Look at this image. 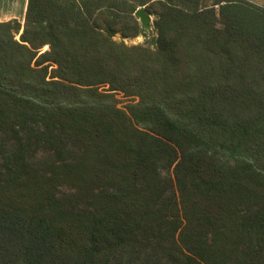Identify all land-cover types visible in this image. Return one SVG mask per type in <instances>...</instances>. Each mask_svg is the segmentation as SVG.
Wrapping results in <instances>:
<instances>
[{
  "label": "trees",
  "instance_id": "1",
  "mask_svg": "<svg viewBox=\"0 0 264 264\" xmlns=\"http://www.w3.org/2000/svg\"><path fill=\"white\" fill-rule=\"evenodd\" d=\"M204 3L28 0L0 23V264H132L151 242L264 264V7ZM140 8L155 48L124 41Z\"/></svg>",
  "mask_w": 264,
  "mask_h": 264
},
{
  "label": "rangeland",
  "instance_id": "2",
  "mask_svg": "<svg viewBox=\"0 0 264 264\" xmlns=\"http://www.w3.org/2000/svg\"><path fill=\"white\" fill-rule=\"evenodd\" d=\"M13 1V3H11ZM252 4H255L260 7H264V0H246ZM6 2V3H4ZM26 0H2L0 2V23L1 22H8L5 21L4 15H7L6 18H12V17H18V18H12L13 20H18L22 24L24 23L25 17H22L24 12ZM205 6L211 7L214 4V0H206V3H204ZM12 10V12H11ZM11 12V13H10ZM11 14V15H10ZM151 17L150 27L148 30L144 29V33L140 35L137 38L134 39H125V43L128 45H138L142 44L151 48L156 47V40H157V32L154 28V16ZM11 21V20H9ZM18 40L20 39V35H17L16 37ZM115 40L121 41L122 38L120 35H117L115 37ZM48 50V47H45L43 51ZM121 99V106L124 107V104L127 102L125 98L119 97ZM5 136L2 132H0V145L5 140ZM47 154L42 151L38 150L37 152H34L31 154L30 161L31 163H34V165L40 170L45 171L49 167L47 164H45V160L47 158ZM233 164V163H230ZM2 165V158L0 157V170H3ZM76 190L73 187L68 186H62L57 195L58 197H70L72 194H74ZM263 201V200H262ZM264 202V201H263ZM257 206L253 207V209H256ZM134 262L132 264H178L174 259L168 257L165 252L162 249L161 245H158L157 242H151V243H144L139 246L134 254Z\"/></svg>",
  "mask_w": 264,
  "mask_h": 264
},
{
  "label": "water",
  "instance_id": "3",
  "mask_svg": "<svg viewBox=\"0 0 264 264\" xmlns=\"http://www.w3.org/2000/svg\"><path fill=\"white\" fill-rule=\"evenodd\" d=\"M136 16L139 18L144 29L148 30L150 27L151 17L148 15L146 10L144 8H140L137 11Z\"/></svg>",
  "mask_w": 264,
  "mask_h": 264
},
{
  "label": "crops",
  "instance_id": "4",
  "mask_svg": "<svg viewBox=\"0 0 264 264\" xmlns=\"http://www.w3.org/2000/svg\"><path fill=\"white\" fill-rule=\"evenodd\" d=\"M0 2H2V0H0ZM27 2H28V0H26L25 7H24V12H23L22 17H25V13H26V9H27ZM4 3H6V2H4ZM11 3H13V1ZM11 12H12V10H11ZM6 17H7V15H4V18H5L4 20L5 21L13 20L12 18H18V17H12V18H6Z\"/></svg>",
  "mask_w": 264,
  "mask_h": 264
}]
</instances>
